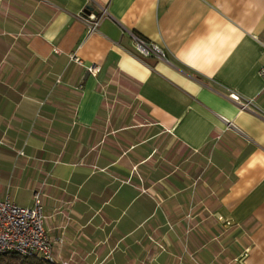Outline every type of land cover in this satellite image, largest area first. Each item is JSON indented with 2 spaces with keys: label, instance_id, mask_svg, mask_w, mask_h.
I'll return each instance as SVG.
<instances>
[{
  "label": "crops",
  "instance_id": "crops-1",
  "mask_svg": "<svg viewBox=\"0 0 264 264\" xmlns=\"http://www.w3.org/2000/svg\"><path fill=\"white\" fill-rule=\"evenodd\" d=\"M259 40L264 0H0V199L54 264H264Z\"/></svg>",
  "mask_w": 264,
  "mask_h": 264
},
{
  "label": "built area",
  "instance_id": "built-area-1",
  "mask_svg": "<svg viewBox=\"0 0 264 264\" xmlns=\"http://www.w3.org/2000/svg\"><path fill=\"white\" fill-rule=\"evenodd\" d=\"M104 16H107V11L102 7L97 13L87 10L81 13V19L89 32L96 31ZM131 36L138 55L166 60V53L158 45L133 33ZM259 42L264 46V42L260 40ZM91 71L96 72V68H91ZM259 74L264 78V69H260ZM228 97L242 109H249L251 106L250 101L243 100L233 91H229ZM43 220V204L39 192L34 195L33 204L29 207L19 206L8 197L0 199V254L14 251L22 256L39 257L49 264H54L51 241L44 228Z\"/></svg>",
  "mask_w": 264,
  "mask_h": 264
},
{
  "label": "trees",
  "instance_id": "trees-1",
  "mask_svg": "<svg viewBox=\"0 0 264 264\" xmlns=\"http://www.w3.org/2000/svg\"><path fill=\"white\" fill-rule=\"evenodd\" d=\"M0 264H49L39 257L22 256L14 251L0 254Z\"/></svg>",
  "mask_w": 264,
  "mask_h": 264
},
{
  "label": "water",
  "instance_id": "water-1",
  "mask_svg": "<svg viewBox=\"0 0 264 264\" xmlns=\"http://www.w3.org/2000/svg\"><path fill=\"white\" fill-rule=\"evenodd\" d=\"M87 10H89V8H87Z\"/></svg>",
  "mask_w": 264,
  "mask_h": 264
}]
</instances>
